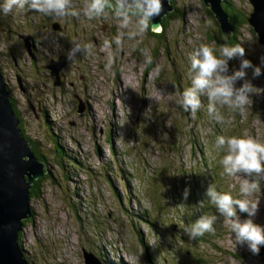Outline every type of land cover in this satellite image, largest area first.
Wrapping results in <instances>:
<instances>
[{"label":"rangeland","instance_id":"obj_1","mask_svg":"<svg viewBox=\"0 0 264 264\" xmlns=\"http://www.w3.org/2000/svg\"><path fill=\"white\" fill-rule=\"evenodd\" d=\"M230 1L236 9L251 11L247 0ZM74 3L83 6V0ZM172 6L162 29L158 33L149 29L138 46L135 41H125L111 68L105 66L103 48V40H111L119 31L111 14L91 21L84 16L67 19L65 33L40 28L44 16L38 12L0 14V72L10 87L25 135L44 145L40 151L48 156L50 166L51 177L40 180L38 193L29 197L31 217L23 221L20 232V245L36 264H84L83 252L93 254L97 240L124 264H264V253L254 255L246 244L235 245L234 234L232 238L223 218L214 225L213 235L204 237L207 241L189 239L183 230L200 215H212L199 203L201 196L206 198L210 184L241 198L240 178L221 175L219 160L224 153H209L220 135L247 134L264 143V91L250 94L251 105L243 112L221 108L223 124L207 114L206 97H201L202 107L194 117L179 108L177 93L190 86L189 54L205 43L218 54L220 45L226 43L222 44L219 26L207 15L201 0H172ZM24 30L40 38L42 46L35 55L26 51L17 36ZM240 32L237 43L245 55L228 61L229 74L240 69L241 59H247L261 68V75L254 78L252 68H247L245 78L235 86L239 88L247 80L264 90V47L248 26ZM72 41H90L92 55L78 54L66 61L58 77L52 76L46 66L51 59L66 56ZM142 50L152 57L151 64L145 63ZM157 66L158 75L154 72ZM44 118L68 154L84 165L86 173L71 177V183L78 186L73 199L68 194L73 186L55 161ZM117 165L125 171L122 176L117 174ZM106 166H110L116 192L100 173ZM212 174L217 176L214 182L210 181ZM124 181L136 200V205L126 208L136 206L148 212L155 220L153 226L135 227L120 207L117 194L124 193ZM260 184L258 211L252 219L264 227V180ZM186 189L187 199L183 195ZM87 210L100 216L101 233L85 224ZM238 212L241 220L243 215L247 217ZM139 236L155 260L146 258Z\"/></svg>","mask_w":264,"mask_h":264},{"label":"clouds","instance_id":"obj_2","mask_svg":"<svg viewBox=\"0 0 264 264\" xmlns=\"http://www.w3.org/2000/svg\"><path fill=\"white\" fill-rule=\"evenodd\" d=\"M25 10L38 12L56 21L79 19L81 16L91 21L111 14L119 27L116 36L103 40V48L107 52L105 66L111 68L117 55L124 50L125 41H135V46H138L150 28L157 33L160 31L159 25L151 21L163 12V3L162 0H83L82 7H77L74 0H3L0 3V14L4 16ZM207 23L212 26L211 20ZM93 50L94 45L90 41L85 44L72 41L66 58L72 61L78 54L92 55ZM142 53L145 63L151 64L152 57L144 50ZM244 55L245 49L240 44L220 45L218 54L213 46L201 44L188 56L190 67L187 77L190 86L177 93L176 105L194 117L202 107L201 97H206L207 114L218 124L225 123L221 108L240 112L248 109L251 105L250 94H259L264 90L254 87L247 80L239 88L235 86L238 80L245 78L244 70L247 68H252L254 78L261 75V68L247 59H241L240 69L229 74L228 61L243 58ZM261 62L264 64V59ZM159 71L157 66L154 72L158 75ZM213 152L224 153L219 160L222 176L240 178L241 198H234L230 192H219L210 184L205 195L219 215H200L195 222L184 225L183 230L189 239H197L205 233H214V225L223 218L232 238L234 234L235 245L246 244L254 255L258 254L259 247L264 245V227L255 224L252 217L258 211L260 182L264 180V143L247 134L242 137L220 135L209 155ZM183 195L187 199V189ZM238 211L246 213L248 218L241 220ZM152 245L155 246V242Z\"/></svg>","mask_w":264,"mask_h":264},{"label":"water","instance_id":"obj_3","mask_svg":"<svg viewBox=\"0 0 264 264\" xmlns=\"http://www.w3.org/2000/svg\"><path fill=\"white\" fill-rule=\"evenodd\" d=\"M213 15L225 39L232 32L229 17L223 9L224 0H201ZM251 11L246 21L264 47V0H247ZM163 12L151 21L162 29V18L173 10L172 0H162ZM59 30L58 27H53ZM150 31L154 32L151 28ZM31 41V43H30ZM26 51L32 55L33 38L23 39ZM65 57L51 60L47 65L52 76L58 74ZM19 120L10 101L9 90L0 72V264H29L19 248L18 233L23 221L30 217L29 190L32 184L49 176L47 166L38 159L18 127ZM264 253L259 247L258 256ZM84 264H101L90 252H83Z\"/></svg>","mask_w":264,"mask_h":264},{"label":"trees","instance_id":"obj_4","mask_svg":"<svg viewBox=\"0 0 264 264\" xmlns=\"http://www.w3.org/2000/svg\"><path fill=\"white\" fill-rule=\"evenodd\" d=\"M222 7H223L224 11L226 12V14L228 15V17H229V23H230V25L232 27V32L225 39L223 38V36H222V34L220 32L219 35H220V38H221V42H222V44L226 43L228 45L238 44L237 43V37H239L241 35L240 34L241 33L240 32L241 28L244 27V26H248L246 18L248 16L249 12L247 14V12L244 9H242V8H237L236 9L235 6L232 4V2L230 0H224V5ZM207 15L213 17V15L208 11V9H207ZM163 20H164V18H162V20H161L162 26H164ZM7 31H8V29H7ZM250 31H252L251 28H250ZM12 32L16 34V32H14V31H12ZM0 67H1V65H0ZM8 90H9V87H8ZM11 99L12 98L10 97V101H12ZM12 107H13V109L15 108L13 103H12ZM14 112H15L18 120H19L18 127L21 130L23 138L26 141L29 142V144H30V146H31V148H32V150L34 152V155L38 159H40L47 166V168L50 169V166L48 164V156L43 155L41 153V151H40L41 148H44V145L43 144L40 145V143L38 141H36L35 139L29 137L28 135H25V133H24V131L22 129V126H21L22 119L20 118L19 113L15 111V109H14ZM44 125H45V127L47 129L46 131H47V134L49 135L51 141L53 139L54 154H55V157H56L55 161L57 163H59L60 166L63 167V169L65 171V173H64L65 180L68 181L70 183V185L73 186L72 188H68V194H69L70 198L73 199V196L75 195V192H76V195L78 194L77 190H76V189H78V186L73 184V183H71V181H72L71 177H72V175H77L78 173H86L84 165L76 157H73L74 155L71 156V155L68 154V152L66 151L64 146L61 145V143L59 141L60 139L57 138L56 133L53 131L54 127H52L51 123H49L45 118H44ZM111 153L114 155V151L111 150ZM49 169H48V171H49ZM124 172L125 171L123 169H121V168H118V165H117V174L122 176V174ZM100 173H102L103 174L102 176H104L110 182L109 185H111V187L113 188V191L115 190V192H116L115 186L110 181L111 180L110 177L112 176L111 175L112 172L110 170V166L102 167ZM109 173H110V176H109ZM115 174H116V172L114 171V175ZM45 177H51L50 172H49V176H45ZM45 177L35 181L32 184V186H31V188L29 190V192H30L29 197H30L31 194L35 195L36 193H38V191L40 189L39 181L40 180H44ZM113 178H116V177L113 176ZM216 179H217L216 175L212 174V176H210V181L214 182ZM122 189L124 191L123 194H119V193L117 194L116 193L119 202H121V204H119V205L130 216V218L133 220L134 226L135 225L137 226L138 224H144L145 226H153L155 224L154 223L155 220H154V218H151V216L149 215L148 212H146L144 210H139L140 208H136V206L133 209L132 208H129V209L126 208L127 205L131 206V203L132 204H136V203H134V201H136V200H135V197H134V195L132 193V189H131L129 183H127V181H124V185L122 186ZM216 190L219 191L218 189H216ZM219 192H221V191H219ZM78 201H79V204L82 203V200L80 198H78ZM199 203H200L201 207H203V205H204L203 211H204V209L205 210L207 209V212L210 211V212H212V214L219 215L216 212L215 206L210 204V202L208 201L207 197L205 198L204 196H201V198L199 200ZM205 206H207V207L205 208ZM75 211H77L76 213H78V210L76 209V207H75ZM238 213H240V212H238ZM92 214L93 215H91V213H89V211L86 212L85 215L87 217V221L84 219V222H85V224L88 227H92L93 231L100 232L99 231L100 228L98 226L99 217L100 216L97 215L95 217L94 213H92ZM242 218L243 219H247V217L244 216V215L242 216ZM100 222H101V220H100ZM211 235H213V233H207V234L205 233L203 236L199 237V239L200 240H205V238H204L205 236L210 237ZM20 240H21V236H20V233H18L19 248H20V251L22 252V255L24 256L25 260L29 264H36L35 261H32V257H30L29 254L22 249V247L20 245ZM139 241L143 244L142 238L140 236H139ZM205 241H207V240H205ZM93 243H94V241H93ZM143 247L145 249L144 253H145L146 258L154 259V258H152V255H148L147 247L145 245ZM93 255L96 257V259L101 264H124V263H122L119 260L118 256H117V259L113 258L111 256V254L104 249L103 245L99 242V240H97V242H95L93 244ZM150 262H151L150 264H152V261H150Z\"/></svg>","mask_w":264,"mask_h":264},{"label":"flooded vegetation","instance_id":"obj_5","mask_svg":"<svg viewBox=\"0 0 264 264\" xmlns=\"http://www.w3.org/2000/svg\"><path fill=\"white\" fill-rule=\"evenodd\" d=\"M43 16H44V18L42 20L43 25H41V26L39 25L40 28L46 29V30H48V32H50V31L53 32V30H55L53 27L56 26V27L59 28V30L57 31L59 33H65L67 31V29H66L67 24H65L66 23L65 21L67 19L64 20V21H56V20H53L52 18H50L48 16H45V15H43ZM16 27L18 28V25H16ZM34 30L36 32L37 29H34ZM45 32H47V31H45ZM23 33H26V34H23ZM23 33H21V34L19 33V34H17V36L21 39V43L22 44H24L23 39L25 37H32L33 38V45L34 46H33L32 52L35 55L37 53V51H38V49H37L38 46H42V43L40 42V38L36 35V33H33V32H29L28 33V32H25V30H24ZM5 57H7V56H5ZM61 57H65L66 58V56H64V55L59 56V58H61ZM59 58L57 60H59ZM13 60H14V58H13ZM51 60H54V59H51ZM57 60H54V61H57ZM66 61H67V58H66ZM65 64H66V62H65ZM2 76H3V74H2ZM8 87H9V85H8ZM9 91H10V87H9ZM11 102L13 103V101H11Z\"/></svg>","mask_w":264,"mask_h":264},{"label":"bare ground","instance_id":"obj_6","mask_svg":"<svg viewBox=\"0 0 264 264\" xmlns=\"http://www.w3.org/2000/svg\"><path fill=\"white\" fill-rule=\"evenodd\" d=\"M1 75H2V73H1ZM3 77V76H2ZM113 155V154H112ZM110 161V160H109ZM106 163H108V162H106ZM105 166V165H104ZM136 205V204H135ZM135 211V210H134ZM131 215V214H130ZM30 217H31V213H30ZM28 219V218H27Z\"/></svg>","mask_w":264,"mask_h":264}]
</instances>
